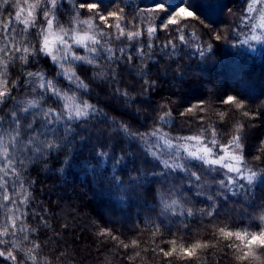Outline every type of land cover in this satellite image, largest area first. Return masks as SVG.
Returning a JSON list of instances; mask_svg holds the SVG:
<instances>
[{
  "label": "trees",
  "instance_id": "1",
  "mask_svg": "<svg viewBox=\"0 0 264 264\" xmlns=\"http://www.w3.org/2000/svg\"><path fill=\"white\" fill-rule=\"evenodd\" d=\"M77 2L79 3V0ZM98 2L101 14H105L114 6L112 0ZM156 2L157 0H143L145 5ZM207 2L208 0H165L162 11L138 17L136 12L139 10L140 0H132V6L125 9L126 20L122 23L128 24L127 30L142 31V36L137 41H128L126 38L116 40L113 35L110 43L115 47L127 44L129 54L133 55L131 63L125 61L117 67V78L120 86L135 96V101L131 108L125 107L122 110L121 105L111 102L113 105H106L108 108L105 111H108L110 116H115L116 121L128 124L130 129L144 131L153 126V116L158 117L159 114L171 110L172 117L168 124L161 126L158 119L156 121L163 131L172 136L188 135L194 128H207L208 123H211L217 130V139L224 145L231 139L235 124L239 121L243 125L242 144L245 159L252 160L253 168L264 167V152L260 151V140L264 138V99H260L264 97V46L251 49L250 41L243 42V33L248 32V26L241 25V17L245 15L248 0H213L218 5L212 8L204 6ZM124 3H129V0H124ZM180 7L192 11L196 18H182L178 26H170L164 30L161 21L166 22L168 13L175 15ZM14 11L10 5L0 9L5 17ZM70 12L71 9L66 11L62 7L59 10V22L70 25ZM81 13L82 19L94 15L86 9H82ZM94 23L104 28L98 18ZM149 23L157 27V32L152 38L155 56L154 62L149 61L144 71L148 72L147 78L155 80L156 83L148 87L145 95L141 96L138 93L143 92L146 87L143 83L145 77L137 74L140 60L135 56V48L138 44L148 43L146 28ZM16 27L21 28L22 25ZM176 27L183 28L188 43L182 44L174 40L178 55L168 58L161 55V50L169 39L178 35ZM104 30L114 33V29ZM32 31L35 32L34 29ZM192 33H196L197 39L192 38ZM218 35L226 36L227 40H217ZM208 44L213 45L212 50L201 57L197 46L206 49ZM75 50L83 54L82 49ZM164 51H171V48ZM32 65L28 67L16 61L10 65L9 71L13 78L18 77L19 80L24 78L25 70L35 71L39 68L49 75L58 71L51 58L43 55L34 60ZM82 68V78L92 76L91 66L83 65ZM57 79L62 86H67L62 77ZM198 82L207 83L197 84ZM96 83L98 86L92 92V97L86 98L92 103L97 99H100L102 104L109 103L105 94H110L114 85L101 80H96ZM234 89H239L248 98L247 109L235 110L232 106L221 103L227 92ZM27 91L30 89H20L17 95ZM194 105H203L209 110L202 112L196 109L193 114L181 115V112ZM99 106L98 104L97 107ZM244 110L249 111V116L240 114ZM221 111L226 113L224 119L218 115ZM97 127L103 134L92 131V144H77L74 152L72 149L53 152L46 161L51 171L43 170L42 162L29 166L25 175L28 181L35 183L31 185L32 199L25 209L28 215L22 218L29 226L28 240H18L22 247H30V242L38 244L40 248L37 249V254L43 253L50 259L59 255L66 264H76V261L80 264H139V257L128 259L137 251L141 252L147 264H154L156 253L152 249L156 244H160L164 250L172 249L171 244L161 243L162 241L175 239L177 244L187 245L199 239L202 243L221 241L227 244L231 241L217 234L218 227L226 226L229 230L241 231L245 228H259L261 222L258 216L261 210H264V181L254 188L253 195L247 200L237 197L219 199L216 213L212 217L203 216L198 211L200 208H207L211 203L203 197L192 198L194 215L191 217L161 216L158 192L152 197L144 195L141 189L132 192L124 202H120L114 193L111 194L110 189L105 188L106 177L110 178L112 174L111 160L95 175L87 170L88 161L98 160V150H110L116 157L131 153L126 155L123 164L117 169L125 180L129 175H138L137 169L150 173L155 167V161L144 153L138 142L113 132L111 122L99 126L94 123L92 126L93 129ZM87 132L88 129H85L84 133ZM217 148L219 145L215 149ZM69 155L72 156L71 164L65 167L63 160ZM256 155L261 156L260 161L253 159ZM82 159L85 161L83 164ZM62 167H65L64 183L53 179L61 176L58 169ZM223 174L224 170L217 169L218 177ZM156 188L161 189V185L157 184ZM34 212L39 214L34 215ZM153 224L160 227V233L155 237L152 236L155 232ZM101 230L110 234L102 236ZM113 236L123 240L129 247L120 246ZM6 239L9 244L0 245V249L11 248L12 238ZM133 240H136L139 246L133 245ZM145 248L148 251H143ZM213 251L210 247L203 252L201 264H229L228 258L222 254L212 256ZM224 251L227 252L228 249L225 248ZM197 252L199 254L200 250ZM14 254L17 255V264L24 259L23 253ZM160 255L163 256L162 253ZM0 264H13V261L0 257ZM24 264H31V261L25 260ZM161 264H166V260H162ZM175 264L196 262L186 260L176 261Z\"/></svg>",
  "mask_w": 264,
  "mask_h": 264
},
{
  "label": "snow or ice",
  "instance_id": "2",
  "mask_svg": "<svg viewBox=\"0 0 264 264\" xmlns=\"http://www.w3.org/2000/svg\"><path fill=\"white\" fill-rule=\"evenodd\" d=\"M261 3H264V0H252V5L256 9L260 8ZM112 4L123 8L124 16L121 17L119 11H113L110 14H107V11L96 17L104 28L114 29V33L106 32L104 28L99 27L104 34L99 37L100 44L96 45L95 52L85 54L84 47H75L73 50L78 58L60 60L61 67L54 75L50 76L39 68L35 71L25 70V73L31 74L24 75V78L11 88V92H0V117H2L0 118V240L9 241L7 237L12 238L11 242L28 240L29 226L22 218L27 217L28 213L25 209L32 199L30 191L32 182L28 181L25 175L29 166L46 161L53 152L73 150V144L80 129L92 128L94 123L101 118L98 107L93 108L85 104L91 89L88 87L89 81L82 78L84 71L82 66H91L93 79L107 83L111 81L114 90L122 95L130 106L135 101V96H129V91L120 86L117 78V67L125 61L131 63L133 55L129 54L127 44L115 47L110 43V39L115 35L116 40L126 38L128 41H137L142 36V31L127 30L128 24L122 23L126 20L125 9L132 6V0H129L127 4L124 0H112ZM9 5L15 9L13 14L5 17V14L0 12V46L3 48L0 51V57L5 54L12 57L9 68L21 58H24L25 66L32 67V62L41 55L50 57L55 62L58 39L56 29L59 27V10L62 7L66 11L71 9V20L77 23H79L77 17L82 19V9L94 14L101 13L98 0H92V2L79 0V3L77 0H0V9ZM164 5L165 0H157L151 5H145L143 0H140L136 16L162 11ZM248 7H250L249 0L246 8ZM247 15L248 13L245 12V15L241 17V25L248 26V32L243 33L244 41L246 43L264 41V16L252 13L256 25L254 29L252 20L246 19ZM182 18L195 19L196 17L192 11L180 7L175 15L168 13L165 18L166 22L161 21L163 29L178 26ZM17 25H22V27L18 28ZM79 26L83 28V23H79ZM33 29L35 32L32 31ZM175 30L178 35L169 39L161 50V55L168 58L178 55L174 40L182 44L188 43L183 28L176 27ZM146 32L148 43L138 44L135 48V56L140 60L139 68L142 69L137 74L145 77L143 83L146 87L141 93H146L147 88L153 85L152 81L147 78L148 72L144 69L148 67L149 61L154 62L152 38L157 32V27L149 23ZM92 38L95 39V34ZM192 38L197 39L196 33H192ZM216 38L219 39V35ZM88 39L87 34L77 36L81 44ZM21 40L22 43H19ZM169 48L171 51H164ZM75 49H82L83 54ZM197 49L201 57L205 56L206 52H210L208 48L204 49L200 46H197ZM73 69H75V74H73ZM57 77H62L63 81L67 82V86H62ZM37 80L40 82L39 87L33 83ZM11 83L9 81V87ZM23 88L30 89V91H27L28 95L25 98L17 100V91ZM224 104L243 107L237 104L233 97H228ZM203 108V105H196L187 111L194 112L196 109ZM218 115L224 119L226 113L221 111ZM245 115L249 116L248 113ZM171 117L158 118L159 125L168 124ZM161 126H159V131L153 128L150 132L144 133L132 130L124 123L117 126L115 122H112L113 132L122 134L128 140L138 142L144 153L155 161V167L150 173L137 169L138 175H129L126 180L121 178L117 169L123 164L126 155L131 153L116 157L110 150L99 151L96 153L98 160L88 163L87 170L95 175L100 172L104 164H108L111 160L112 174L106 179L112 187L111 194L114 193L120 202H124L132 192L138 191L144 183H156L161 185L158 191L161 216L191 217L194 215V208L191 206L192 198L203 197L211 203L207 208H200L198 211L203 216L212 217L216 213L219 199L227 200L229 197H237L247 200L253 195L254 188L264 181V167L252 168L245 173L239 151H233L236 145L242 144L243 127L235 128L233 144L223 149L220 144L215 146L216 148L219 145L220 152L223 153L219 155L214 151L215 148L209 140L203 142L207 148L195 141L180 142L163 131ZM261 152H264V149H261ZM71 159V155L65 157L63 160L65 167L71 164ZM65 167L59 168L58 171L63 172ZM217 169L224 170V174L218 177ZM33 214L38 215L39 213L34 212ZM153 227L155 231L160 229L159 225L153 224ZM18 233L24 235L18 236ZM109 234L105 231L100 233L102 236ZM220 235L230 240L235 234L222 230ZM112 238L116 239L115 236ZM239 238L246 241L248 239L244 234H239ZM257 242L264 245V237H252L249 247ZM0 245L7 244L0 243ZM8 249H0V257L5 258L7 254L5 259L12 260V254L8 253ZM175 251L176 249L173 248L171 252H162V254L171 256ZM194 251L195 249H188L183 254L191 257Z\"/></svg>",
  "mask_w": 264,
  "mask_h": 264
},
{
  "label": "clouds",
  "instance_id": "3",
  "mask_svg": "<svg viewBox=\"0 0 264 264\" xmlns=\"http://www.w3.org/2000/svg\"><path fill=\"white\" fill-rule=\"evenodd\" d=\"M250 3V7L245 9V12L248 13L246 19L248 20H252L253 21V28L255 29V19L254 16L252 15V13L254 12L255 15L257 16H264V3H261V6L259 9H256L254 5H252V0H249ZM218 4L213 2V0H208V2L204 5L207 8H212L217 6ZM113 11H119L121 17L124 16V9L123 8H119V6H113L107 14H110ZM101 13H96L92 16H89L85 19H80L79 17H77V20H79V23H83V28H81L79 26V23H77V21H73L71 20L70 25H66L63 23H59V27L56 29V33L58 35V39L56 41L57 47H56V51H55V62L51 59V62L53 65H55L56 69H59L61 67L59 61L60 60H70V59H76L78 58L77 53L73 50L75 47H79L82 46L85 49V54H87L88 52H95L96 51V45L100 44V39L99 37L101 35H103L104 33L102 31L99 30V25H97L96 23H94V21L96 20V17L99 16ZM201 23H203V21L201 20ZM207 26V25H205ZM115 27V24H114ZM87 34L89 36V39L86 40L83 44L80 43V41L77 40V36L79 35H85ZM93 34H95V39H93ZM217 39V38H216ZM217 40H227L226 36H221L219 35V39ZM244 43H246L245 41H243ZM22 43V40L19 42ZM101 47H103L104 45H100ZM207 48L211 51L213 48L212 44H208ZM3 48L2 46H0V51H2ZM47 55V54H45ZM12 57L8 56L7 54H5L3 57H0V92H11V88L15 87L16 84L19 81V78H13L12 74L9 71V64L11 63ZM21 65H24L25 61L24 58H21L20 61H18ZM47 63V61H45V64ZM41 71H43L42 69H40ZM142 70L139 68V71ZM57 71H55L56 73ZM31 73H25L23 72V75H30ZM73 74H75V69H73ZM51 76V75H50ZM79 77H77L78 79ZM85 79H87L89 81L88 87H90L91 91L89 93V98L92 97V92L96 90V87L98 86L96 83V80L91 77H86ZM9 81H11V87L8 86ZM33 83L36 86H40V82L37 81H33ZM111 81L108 82L109 85H111ZM153 84L156 83L155 80L152 81ZM207 82H198L197 84H206ZM99 87H103L102 85H99ZM219 87V85H218ZM28 95L27 92H24L21 95L17 96V100H21L23 98H25ZM72 95H76V93H72ZM108 98V100L110 101L109 103H101L100 99H97L95 103L90 102V99H86L85 100V104H89L91 107L96 108L97 105L99 104L100 106L98 107L100 110V119L98 121H96V125H104V124H108L109 122H115V124L119 125L121 124V122L116 121L115 116H110L108 111H105L106 105H113L111 102H115L119 105H121V110L125 107L127 108H131V106L124 100L121 99L122 95L118 94L117 91L113 90L110 94L106 93L105 94ZM138 95L144 96L145 93H138ZM129 96H132V93L129 91ZM228 97H233L236 101L237 104L243 105L242 108H238L236 105H232V108L235 110H241V109H247V100L248 98H246L243 93L239 90V89H234L232 91H228L226 98L223 99L221 101L222 104H224V101L228 98ZM260 99H264V97L260 98ZM196 106V105H194ZM193 106V107H194ZM163 107H167V105H163ZM189 108L192 107H188L185 111L181 112V115H189V114H193V112H189L187 111ZM208 107H204L203 109H199V111L202 112H208ZM7 111V110H6ZM246 113L249 114L248 110H244L242 111L240 114L242 116L246 117ZM165 116H172V112L171 110L169 111H165L162 114H159L158 117L153 116V126L151 127V129H146L144 131V133L150 132L153 128H156L158 131L159 126L156 123L157 119H163ZM2 118V117H0ZM128 128H130V126L126 123H124ZM237 127H243V125L237 121L235 124V128ZM86 128H82L80 129V132L77 135L76 141L73 144V152L78 145H81L83 143H90L92 144V140L93 137L91 135L92 131H98L101 134H103L102 130L97 127L95 129L90 128L88 129L87 134L84 133V130ZM168 133V132H166ZM169 134V133H168ZM170 135V134H169ZM217 130L215 127L212 126L211 123H208L207 128L204 127H199V128H194L191 134L188 135H176L173 136L175 137L178 141L180 142H184L187 143L189 141H195L197 144H199L200 146L207 148V145H205L203 142L205 140H209V142L212 144L213 148H215V146L217 144H220V141L217 139ZM172 136V135H171ZM233 144V135L231 137L230 140H228L227 145L224 144H220L221 148H225L229 145ZM260 144L262 145L261 149H264V138H261L260 140ZM239 151V154L241 155V164L244 165V171L245 173H247L249 170H251L253 168V164H252V160H246L244 155H243V151H244V145L243 144H239L236 145L233 148V151ZM99 152V150L97 151ZM96 152V153H97ZM255 161H260L261 160V156L260 155H256L253 158ZM47 161V160H46ZM46 161H40L38 163L42 162L43 165V170L45 171H51V169L49 168V164ZM85 161L82 159L81 160V164H83ZM91 160L88 161V163H90ZM261 167H257V169H259ZM61 176L56 178L54 177L53 179H58V181L60 183H64V173H65V169L63 172H60ZM135 176V175H132ZM51 182V180L49 181ZM32 183H35V181H32ZM109 183L106 182L105 183V188H108L112 191V187H109ZM149 185H151V187H149ZM156 183H144L139 190H143V194L147 195V196H152L154 197L155 194L160 190L158 188H156ZM111 186V185H110ZM85 190V189H84ZM87 192V190H85ZM131 206V205H130ZM258 219L260 220L261 224L259 226V228L257 230H250V229H243L241 230H229L226 226L225 227H218L216 229L217 234L220 235V232L222 230H226V231H230L232 233H234V237L232 239H230V243L227 244H223L221 241H217L216 243H212L209 244L207 242L202 243L199 239L191 242L187 245L180 243L177 244V241L175 239L172 240H168V241H162L161 243H169L172 245V249L175 248L176 251L171 255H164L161 256L160 253L162 252H171V250H164L163 248H161L160 244H156L155 247L152 249V251L154 253H156V259L154 261V264H161L162 260H166V264H175L176 261H186V260H194L196 262V264H201V261L203 259V252L207 249H209L210 247L212 249H214V251L211 253L212 256H216L217 254H222L223 256H226L228 258V262L229 264H264V245L260 244L259 242H257L256 244L252 245L251 247H249V245L251 244V238L252 237H256V236H262L264 237V210H261ZM6 231V230H5ZM104 231V230H101ZM160 233V229L158 228L154 233H152V236L155 237L157 234ZM239 234H244L248 239L247 241L245 239H241L239 238ZM14 235V233H13ZM116 240L118 242V244L124 248H128L129 245L125 244V242L123 240H119L116 237ZM0 243L3 244H8L9 241H4V240H0ZM12 247L8 249V253L12 254V261L13 264H17V255L14 253H23L24 259L20 260L18 262V264H24L25 260L27 261H31V264H66V261L61 260L60 256L57 255L55 257H52L51 259L44 255L43 253L37 254V249L40 248V245H36L35 243L30 242L31 246L30 247H22L21 243H18L16 241H12ZM133 245H137V241L133 240L131 242ZM35 245V246H34ZM197 245H200V247H196ZM139 246V245H137ZM227 248L228 251L225 252L224 249ZM188 249H195L194 254L189 257L183 254L184 251L188 250ZM197 250H200V253L198 254ZM143 251H148L147 248L143 249ZM135 257H139V264H147V262L145 261V258L141 255L140 251H137L134 256H129L128 259H133ZM5 258H7V254L5 255ZM76 264H80L79 261H76Z\"/></svg>",
  "mask_w": 264,
  "mask_h": 264
},
{
  "label": "rangeland",
  "instance_id": "4",
  "mask_svg": "<svg viewBox=\"0 0 264 264\" xmlns=\"http://www.w3.org/2000/svg\"><path fill=\"white\" fill-rule=\"evenodd\" d=\"M253 22V21H252ZM262 46H264V41H260V42H257V41H250L249 43V48L251 49H259L261 48ZM255 47V48H254ZM214 151L219 154V155H222L223 153L220 152V148H217V149H214ZM124 220V218L122 219Z\"/></svg>",
  "mask_w": 264,
  "mask_h": 264
}]
</instances>
